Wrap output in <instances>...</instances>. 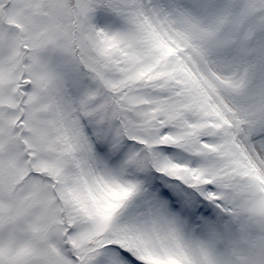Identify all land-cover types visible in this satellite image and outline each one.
<instances>
[{"label":"snow or ice","instance_id":"1","mask_svg":"<svg viewBox=\"0 0 264 264\" xmlns=\"http://www.w3.org/2000/svg\"><path fill=\"white\" fill-rule=\"evenodd\" d=\"M0 264H264V0H0Z\"/></svg>","mask_w":264,"mask_h":264}]
</instances>
